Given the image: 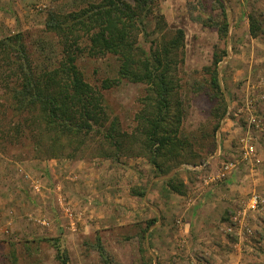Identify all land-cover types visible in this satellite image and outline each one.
Returning <instances> with one entry per match:
<instances>
[{"label": "rangeland", "instance_id": "1", "mask_svg": "<svg viewBox=\"0 0 264 264\" xmlns=\"http://www.w3.org/2000/svg\"><path fill=\"white\" fill-rule=\"evenodd\" d=\"M128 1L134 3V0ZM224 1L229 13V30L224 39L216 26H209L206 22L208 15L216 16L219 12L215 0H153L148 6L152 9L151 14L144 11L141 15L144 24L140 22L139 31L133 32V38L149 51L153 42L161 41L162 35L169 37L176 29L185 31L175 77L186 108L182 133L188 135L192 143L191 148L184 150L188 160L177 166L179 177L188 178L187 193L181 195L172 190L176 195L166 194L165 201L166 204L172 201L175 205H182L180 197H191L190 191H208L216 187L218 199L226 202L230 209L225 212L229 217L216 224L219 239H212L210 234L211 239H208L192 233L191 226L186 224L189 216L179 208L168 206L166 216H162L163 226L167 224V230L163 232L153 227L156 217L137 221L134 216L136 221L130 227L128 219L132 212L129 214L126 204L112 203L105 209V214L112 215V221L99 222V218L88 209L76 207L69 198L66 200L62 189L58 188L56 175L51 171L46 173L43 165H48L50 159L68 157L37 156L39 153L33 150L28 139L35 137L17 131L18 117H11L0 76V131L6 128L12 131L11 138L6 134L0 138V264H12L13 254L17 256V264H61L55 247L42 240L57 236L64 239L70 264H106L97 249L98 240L115 262L156 264L159 260L155 261L152 243L158 246L161 242L166 246L170 238L171 245L177 243L180 249L172 253L171 248L166 247L169 251H161L163 263L264 264V0ZM58 3L66 10L77 8L73 0H60ZM52 4V0H0V38L21 31L34 61L43 64L47 61L46 56L52 55L49 46L58 44V37L46 29V18ZM250 15L260 22L261 29L256 37L250 34ZM160 16H164L167 28L161 33L156 29ZM82 46L84 49L79 51L76 60L80 71L87 82L102 90L110 113L118 116L130 137L121 152L104 157L98 154L102 139L93 135L83 154L75 159L99 170L98 173L103 172L106 177H110V171L113 178H123L120 188L123 197L137 195L135 192L146 191L150 179L158 175L142 150L145 139L142 116L147 112L148 100L145 97L151 96V92L146 83L118 78L119 61L114 55L93 56L88 53L85 42ZM42 47H48V50L45 52ZM224 49L227 54L219 62L217 70L227 110L216 131L213 147L208 133L214 124L212 109L216 99H212L208 82L211 74L205 67L212 65L215 52L220 53ZM57 57L61 59V52ZM107 78L115 81L106 88L103 83ZM252 114L259 126L249 120ZM2 119L5 121L3 124ZM247 132L252 135L251 143L254 145L250 158H244L242 149L241 139ZM203 133L209 137L203 136L199 141L194 138L202 137ZM228 161L235 164L232 170L223 179L205 185L202 177L217 173ZM204 163L206 165L199 171L189 168H200ZM145 178L146 186L143 183L139 185ZM253 193L259 196L260 205L248 216L251 232H245L242 237L228 233L226 227L231 215ZM49 196L50 201L45 198L47 204L40 203L39 199ZM22 199L29 203L23 206ZM32 201L37 206H32L35 205ZM15 202L21 205L19 209L13 206ZM65 205L71 207L74 224L67 217ZM113 217L126 222L114 225ZM43 220L47 223L43 224ZM148 220H154V223L144 232ZM211 243L216 247L214 256L208 254Z\"/></svg>", "mask_w": 264, "mask_h": 264}, {"label": "trees", "instance_id": "2", "mask_svg": "<svg viewBox=\"0 0 264 264\" xmlns=\"http://www.w3.org/2000/svg\"><path fill=\"white\" fill-rule=\"evenodd\" d=\"M52 1L46 29L58 37V44L49 46L52 55L46 56L47 61L43 64L34 61L21 31L0 38V76L8 108L12 112L11 117H18L19 134L29 133L35 137L28 139L33 150L39 153L37 156L75 159L83 154L93 135H99L102 141L98 154L106 157L121 152L130 137L122 128L118 116L110 113L102 90L85 80L76 63L85 42L89 54H112L118 59V78L148 85L151 96L145 97L148 102L147 112L142 116L145 121L142 150L157 174H167L188 160L184 150L191 148L192 143L188 135L182 133L186 108L175 77L185 31L172 30L173 34L169 37L163 33L161 41L153 42L148 51L133 38V32L140 22L144 24L142 13L151 14L152 9L148 6L153 0H134V3L128 0H73L77 8L71 10L64 9L58 3L60 0ZM215 1L219 12L216 16L208 15L206 22L209 26H216L224 39L229 30V13L224 0ZM157 19L158 32L167 30L164 16ZM249 20L250 34L256 37L261 29L260 22L252 15ZM42 48L45 52L48 50V47ZM60 52L62 57L58 60ZM226 54V49L215 52L212 65L205 67L211 74L208 82L212 99H216L212 109L214 124L208 133L213 147L216 131L227 110L217 70ZM114 81L107 78L103 86L110 87ZM198 86L201 87L200 83ZM4 122L2 119L1 123ZM4 130L0 131V138L3 134L11 138L12 131L8 128ZM208 135L203 133L202 137L194 138L199 141ZM165 181L174 192L181 195L187 193V186L179 173H174ZM144 192L135 193L141 196ZM152 223L154 220H148L143 231L148 230ZM42 240L55 247L61 264H70L62 237ZM97 249L106 264H120L108 257L101 240H98ZM12 258V264H17V256L13 254Z\"/></svg>", "mask_w": 264, "mask_h": 264}, {"label": "crops", "instance_id": "3", "mask_svg": "<svg viewBox=\"0 0 264 264\" xmlns=\"http://www.w3.org/2000/svg\"><path fill=\"white\" fill-rule=\"evenodd\" d=\"M43 166H45L44 171L46 173L48 171L50 173L51 171L54 176L56 175L57 184L59 186L58 188L62 189L65 199L67 200L69 198L72 200L76 207L88 209L89 213L94 214L97 218H99V222L112 221V215L105 214V209L112 206V203L116 202L126 204L129 208V214L132 212V216L128 219L130 222L129 226L136 221V219L133 220L134 216L137 218V221L140 219L146 220L156 217V223L153 227H158L160 231L165 230L166 232L167 224L165 223L163 226L162 216H166L165 213L168 212L167 209L169 206L171 208H179L182 213L189 216L186 224L191 226L192 233L197 234L198 236H204L208 239H211V237H209L210 234L212 239H219V237H217V233H219L217 230L218 225L216 226V224L219 223L221 219L224 220L226 217H229L225 212H229L230 209H228L226 202H220V199H218L219 197L216 195V187L214 189H207L208 191L204 190L199 192V189L196 192L194 190L190 191L188 194L192 195L191 197H189V195L180 197L183 199L182 205H175L174 202L171 203L172 201L166 204V194L170 196H175L176 194L166 185V178H163L162 175H156L150 179V183L142 197L138 195L132 196L131 194H128V197H123V192L120 190L123 178L120 176L116 177V179L113 178L112 172L110 171L108 172L110 177H106L103 172L98 173L99 170L94 169V167H88L86 163L80 160L69 158L50 159L48 161V165L46 164ZM189 168L195 169L194 167ZM181 169H183V167ZM101 170L103 171L102 168ZM102 174L103 176H101ZM145 181L146 178L142 180L141 183L139 182V185L143 183V185L146 186ZM183 181L185 184L188 183L187 176L183 177ZM50 185H53V183H50ZM225 186L227 188L228 184ZM45 198L47 201H50L49 198L51 197H44L41 199L42 201L39 199L40 203H46ZM184 198H186V201ZM22 201L23 206L29 203L28 200L22 199ZM32 203L35 204L32 206H37V200L36 203L34 201H32ZM13 206L16 209H19V206L21 205L15 202ZM113 219L115 221L114 225L126 222L124 219L121 220L120 217H113ZM188 228L189 227L186 225L187 230ZM150 230L152 231V228H150ZM150 230L147 232V235H149ZM169 242H167L166 246H163L165 244H162L161 242L158 246L156 243H152V249L155 252L154 258L155 261L159 260V262H157L158 264H172L170 261L163 263L162 257L160 256L161 251H169L167 250L168 248H171L172 253L179 251L180 248L176 245L177 243H173L171 245V238ZM175 242H177V240H175ZM215 248V244L211 243L208 252L210 256H214L213 253ZM173 264L185 263L177 261Z\"/></svg>", "mask_w": 264, "mask_h": 264}, {"label": "built area", "instance_id": "4", "mask_svg": "<svg viewBox=\"0 0 264 264\" xmlns=\"http://www.w3.org/2000/svg\"><path fill=\"white\" fill-rule=\"evenodd\" d=\"M251 121V123L256 122L255 124L257 126H259V124L257 123V119L254 118V115L252 114V116L249 119ZM251 139H253L252 135L249 134V132H247L246 135L243 136V138L241 139L243 142V155L244 158H250L253 155L254 152V145L251 143ZM206 165V163H204L203 165H201V167H195V169H201ZM234 162L232 161H228L223 163L222 167L220 168V170L213 174L209 173V174H205L202 179L204 181L205 185H209L211 183L217 182L218 180L223 179L234 167ZM260 205V199L259 196L256 194H251L247 200L245 201V203L243 204V206L241 208H239L238 210H236L230 217V223L228 224V226L226 227V230L228 233L230 234H234L237 235L239 237H242L245 232L250 233L251 232V228L248 226V216L253 213L254 211L258 210ZM71 207L68 205H65V212L68 213L67 217L71 220V224H74L75 221L73 220V214L71 212ZM70 213V214H69ZM43 224H46L47 221L43 220L42 221Z\"/></svg>", "mask_w": 264, "mask_h": 264}, {"label": "water", "instance_id": "5", "mask_svg": "<svg viewBox=\"0 0 264 264\" xmlns=\"http://www.w3.org/2000/svg\"><path fill=\"white\" fill-rule=\"evenodd\" d=\"M178 169H179V167L172 169L169 173L162 175L163 178L171 177ZM156 264H158V263L156 262Z\"/></svg>", "mask_w": 264, "mask_h": 264}]
</instances>
